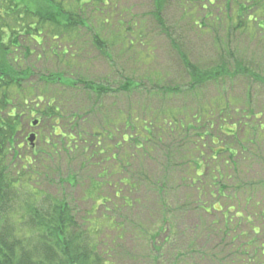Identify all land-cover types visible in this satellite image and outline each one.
<instances>
[{
    "label": "rangeland",
    "instance_id": "374dc122",
    "mask_svg": "<svg viewBox=\"0 0 264 264\" xmlns=\"http://www.w3.org/2000/svg\"><path fill=\"white\" fill-rule=\"evenodd\" d=\"M211 2L164 0L158 22L157 0H107L104 15L98 16L92 7L85 13L92 28L110 43L104 52L92 44L94 30L80 28L74 32L76 49L68 50L49 37L40 46L28 44L31 54L22 58L20 69L28 66L31 72L21 87L30 89V96L21 99L25 104H14L18 154L23 161L34 159L41 193L64 197L77 219L92 215L98 226L107 218L119 227L120 233L104 230L99 242L112 264H264V140L260 143L264 136L259 130L264 121L263 84L240 77L222 88L203 90L205 101L216 97L237 106H230L227 115L213 117L210 130L203 124L207 137L196 146V134L175 127L162 136L153 129V136L142 140L141 130L124 126L131 117L130 122L142 119L145 107L177 110L185 103L175 99L162 106L153 85L183 89L188 78L181 56L202 69L221 58H242L264 76V39L254 31L250 36L228 28L235 24L233 0L230 8L225 7L226 0ZM106 18L108 24H96ZM118 22L135 30L139 39L132 46L115 36ZM2 51L0 69L15 70L11 54ZM54 77L59 80H50ZM126 80L139 88L128 90ZM84 86L93 90L84 91ZM99 88L104 93L94 97ZM49 94L61 104L59 121L46 118ZM243 108L255 119L238 120L235 110ZM223 118L228 120L223 127L233 128V137L223 135ZM69 123L76 130V137L70 136L72 144L66 139ZM110 132L114 136L108 140L105 135ZM28 134L35 135L33 147ZM68 144L76 151L68 152ZM190 149L193 157L184 162ZM89 154L93 156L85 165ZM194 159L203 161V171H196L202 172L199 178L188 166ZM20 163H13L15 170ZM92 180L101 186L93 188Z\"/></svg>",
    "mask_w": 264,
    "mask_h": 264
},
{
    "label": "trees",
    "instance_id": "16d2710c",
    "mask_svg": "<svg viewBox=\"0 0 264 264\" xmlns=\"http://www.w3.org/2000/svg\"><path fill=\"white\" fill-rule=\"evenodd\" d=\"M106 1L75 0L76 4L73 5L74 0H71L69 5L66 0H0V46H2L0 48L5 56L11 54L12 61L16 62L15 70L8 66L0 69V264H112L108 257L109 254L100 250L99 242L101 237L104 238V230L120 233L119 227L117 228L113 221L107 218L104 219L105 223H100L98 226L92 219V215H90V219H77L64 197L44 194L36 188L38 187V177L40 178L41 175L38 176V173L32 169L34 160L32 157L30 160L23 161L22 156L18 154L16 138L19 133V122L18 117L14 115V112L17 111L14 104H17L18 101L25 104L26 100L23 102L21 99H27L30 96L27 93L30 89H24L26 92L22 89L23 83L27 82L30 77V67L25 66V71L20 69L23 68L20 66L22 58L27 60L25 56L30 55L26 49L28 44L40 46L46 38L56 37L68 47V50L76 49L77 45H74L73 42L75 40L74 32L78 34L80 28L97 31L92 28L89 16L85 15L86 11L93 8L98 16L104 15L107 11L105 9ZM231 1L226 0V8H230ZM233 1L236 3L234 10L232 9L235 15V24H229L228 28L248 32L250 36L251 31H254L255 35L260 34L264 39V0ZM162 2L164 0H157L155 6L156 11L154 12L158 22L161 21ZM207 4L213 5L211 0H207ZM108 23L106 18L104 22L96 24L101 27L102 24ZM118 25L119 29L115 36L126 39L128 45L132 46L133 42L139 39L135 35V30L132 27H126L121 22H118ZM94 31H92L94 34L92 44L102 52L110 43L101 38L100 30ZM104 33L106 30L103 31ZM181 63L188 78L183 89L176 86L153 85L154 88L158 87L159 101L163 102L162 106L175 99L185 101V103L177 110L162 108V110L152 111L145 107L142 119H135L132 122L130 121L134 118L127 119L124 126L132 131L141 130L144 133L142 140L152 137L153 129H156L158 135L162 136L166 131L167 134L174 132L175 127L186 134L190 132L196 134L195 137L199 139L195 143L196 146L197 143L203 141V138L207 137V130L203 124L210 130L212 127L210 121L213 117L227 115L230 106H237L231 100L226 99L221 102L216 97L205 101L203 90L208 87L222 88L227 81H233L240 77L252 79L254 82L264 85V76H261L250 63L247 64L242 58H221L218 63L208 69H202L196 64L190 63L185 56H181ZM17 71L19 72L17 73ZM38 79L40 78L38 77ZM50 80L57 82L59 79L54 77ZM65 82L68 85H74L72 81L66 80ZM48 83L51 84L49 80ZM126 85L130 91L139 88V85L131 80H126ZM91 88L92 86H84V91L93 90ZM103 93L104 89L99 88L95 91L94 97L99 98ZM155 97H158L157 94ZM40 99L42 102L43 98ZM46 101L47 120L49 122L61 120L63 112L60 102L56 98H52L50 94ZM235 113H240V116L237 117L238 120L255 119L250 110L247 111L244 108L242 111L235 110ZM261 115L264 116V113ZM109 123L107 122V128ZM226 123L228 120L223 118L221 131L223 135L233 137L235 133L233 128L226 130L223 127ZM55 125L57 126V124ZM69 125L72 127L66 128L69 135L65 137L72 144L75 140L70 136L76 137V130L73 124L69 123ZM236 125L237 123H235ZM58 127L60 128V126ZM259 130L264 136V121L259 126ZM197 131L200 133H196ZM106 132L109 131L106 129ZM224 132L231 135H226ZM105 136L109 140L113 138L114 133L110 132ZM209 138L212 140L211 137ZM125 140L122 137L123 143H126ZM263 140H260V143ZM68 145L71 147L68 152H73V149L76 151V146ZM201 146L204 148L203 145ZM191 152L192 149L188 152L189 157L187 155L182 157L184 162L193 157ZM218 152L220 154L221 151L215 152V155ZM226 152L231 157L234 156L230 149H227ZM92 156L93 154H89L84 159L85 165L88 164ZM112 158L115 160L113 156ZM172 158H174V153H171V160ZM16 161L21 163L15 170L13 163ZM202 163L203 161L194 159L192 164L188 165L196 178L202 175V172L200 174L196 172L197 170L203 171ZM216 172L217 177L220 178L217 170ZM105 175L102 173V178H105ZM128 181L130 182L127 180L126 183ZM90 184L95 189L101 186L94 180L90 181ZM125 185L132 187L128 184Z\"/></svg>",
    "mask_w": 264,
    "mask_h": 264
},
{
    "label": "flooded vegetation",
    "instance_id": "af4514ba",
    "mask_svg": "<svg viewBox=\"0 0 264 264\" xmlns=\"http://www.w3.org/2000/svg\"><path fill=\"white\" fill-rule=\"evenodd\" d=\"M30 54H31V52H30ZM35 122V123H34ZM34 123V124H33ZM32 125H33V127H36V125H37V122L36 121H33L32 122ZM30 134H28V136H29ZM31 147H33L32 145H31Z\"/></svg>",
    "mask_w": 264,
    "mask_h": 264
},
{
    "label": "water",
    "instance_id": "95a60500",
    "mask_svg": "<svg viewBox=\"0 0 264 264\" xmlns=\"http://www.w3.org/2000/svg\"><path fill=\"white\" fill-rule=\"evenodd\" d=\"M33 139H34V136L32 135V136L29 137V140H28V141H29L30 143H32V142H33Z\"/></svg>",
    "mask_w": 264,
    "mask_h": 264
}]
</instances>
